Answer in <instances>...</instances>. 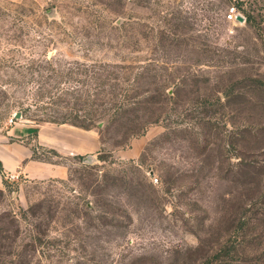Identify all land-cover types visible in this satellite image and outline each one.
Here are the masks:
<instances>
[{
    "label": "rangeland",
    "instance_id": "obj_1",
    "mask_svg": "<svg viewBox=\"0 0 264 264\" xmlns=\"http://www.w3.org/2000/svg\"><path fill=\"white\" fill-rule=\"evenodd\" d=\"M114 101L127 114L90 128L95 153L41 147L36 131L13 140L68 173L4 177L0 264H264V0H0V132ZM104 174L116 184L93 195ZM226 233L237 250L212 251Z\"/></svg>",
    "mask_w": 264,
    "mask_h": 264
},
{
    "label": "crops",
    "instance_id": "obj_2",
    "mask_svg": "<svg viewBox=\"0 0 264 264\" xmlns=\"http://www.w3.org/2000/svg\"><path fill=\"white\" fill-rule=\"evenodd\" d=\"M34 131L37 132L36 142L39 146L54 149L63 155H89L100 150L102 145L100 133L94 129H85L70 123H16L6 132H0V161L4 167V171L0 170V187L4 185V177L17 172L19 168L22 169L20 172L29 173L34 177L67 176L68 171L64 165L35 158L31 142L13 141L30 139ZM140 142L138 140L133 143L135 149L133 147V152L126 156H137L142 144Z\"/></svg>",
    "mask_w": 264,
    "mask_h": 264
},
{
    "label": "trees",
    "instance_id": "obj_3",
    "mask_svg": "<svg viewBox=\"0 0 264 264\" xmlns=\"http://www.w3.org/2000/svg\"><path fill=\"white\" fill-rule=\"evenodd\" d=\"M244 1L245 0H237V2H239L241 4ZM248 20H249V18H247V21ZM176 84L178 85V83H176ZM174 85H175V81H170V82L166 81L165 83H163L164 89H162L161 104H158L159 105L158 112L157 113L152 112L151 114H148L147 117H146L147 120L153 119V121H151V122H156L157 123V122H159L160 120L163 119L164 114L166 113L164 106L167 103V100L169 99V97L174 94V92H172V94H171L169 89L171 87H173ZM178 88H179V91L182 90V87H178ZM148 92H149V90H146V94H148ZM145 101L151 102L152 99H151L150 96L149 97L147 96L145 98ZM117 103L118 102L114 101V104H112V106L110 107V110H111L112 107L115 108V106H116V108L113 111H108L109 109L108 110L105 109L103 111L94 110V111L88 112V114H85V115L84 114L81 115L79 112H77L74 115L72 121L63 120V121L58 122V121L54 120V122H58V123L70 122L73 125H76V126H79V127L85 128V129H90V128L94 127V126L101 127V125L103 124L104 120L108 116L107 125H109V127H111V129H112V127H114V124L116 123L118 118L121 117V116L124 117L125 114H127V111H128L127 109H124L123 103H120V105H118ZM122 108H123V111H122ZM140 118L141 117L139 115H136V119L137 120H139ZM147 126L148 125H141L140 124V125H135L134 127L128 128L126 130H122V129H119V130H121L123 132V135L132 136L130 138H133L135 136L143 135L146 132V130H147ZM260 148H263V146L260 147ZM99 158H101L102 160H105V158L103 156H101ZM0 170L4 171V167H3V164H2L1 161H0ZM103 176H104V178H103L102 185L101 184L99 185L98 183L95 185V186H97V188L93 189L94 190L93 191V195H100V190L103 189L104 191H106L107 188H109L111 186H114L116 184L115 182H112L110 180V177L108 176V174H104ZM93 183L95 184V180L91 181L90 186ZM7 184H8V180L5 179L4 180V185H7ZM97 203H99V205L103 206V208L105 209V211H104L105 214H103L104 216H102V217L106 221H108L110 225H119L118 223L115 222L117 220L116 218H119V217L117 215L115 217V214L111 213V212H113L112 211L113 205L111 204V200L108 199L107 197H102V198H99V199L97 198ZM87 206L92 208V206H90L89 204H87ZM110 215H112V216L108 217ZM127 217H129V215ZM108 218H110V220H108ZM236 229L234 228L233 232H235ZM228 230H230V228ZM36 232L37 233H34V234L30 235V238L32 240V245L43 246L42 245L43 244V239L39 235L38 231H36ZM205 234H209L210 235V231L209 230L205 231ZM227 234L228 233L223 234L222 236H224V237L221 236L219 238V241L217 242L216 246H213L214 248L211 249L212 251L217 250V251L220 252V251L225 250V251H227L226 253H229V252L231 253L233 250H237V246H236V244H234L235 242H232L231 238L228 237ZM205 239L204 238H200L201 250H207V248L204 247V242H206ZM229 243H230V245H229ZM239 245H240V243H239Z\"/></svg>",
    "mask_w": 264,
    "mask_h": 264
},
{
    "label": "built area",
    "instance_id": "obj_4",
    "mask_svg": "<svg viewBox=\"0 0 264 264\" xmlns=\"http://www.w3.org/2000/svg\"><path fill=\"white\" fill-rule=\"evenodd\" d=\"M238 15H243V14L237 10V7L236 6H232V7H230V9L228 11L227 18L230 21L241 22V21H239L237 19ZM13 121H14V118L11 119V122H13ZM14 177H15V175H11V178H14ZM155 180L158 181V178H155Z\"/></svg>",
    "mask_w": 264,
    "mask_h": 264
},
{
    "label": "water",
    "instance_id": "obj_5",
    "mask_svg": "<svg viewBox=\"0 0 264 264\" xmlns=\"http://www.w3.org/2000/svg\"><path fill=\"white\" fill-rule=\"evenodd\" d=\"M237 19L239 21H244L245 20V17L243 15H238ZM19 117H21V113H17L16 114V118H19Z\"/></svg>",
    "mask_w": 264,
    "mask_h": 264
}]
</instances>
